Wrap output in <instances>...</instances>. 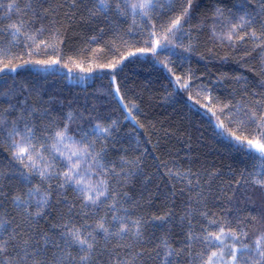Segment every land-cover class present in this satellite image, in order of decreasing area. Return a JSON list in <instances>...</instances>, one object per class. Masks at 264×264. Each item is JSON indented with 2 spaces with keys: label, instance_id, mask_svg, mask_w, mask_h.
<instances>
[{
  "label": "snow or ice",
  "instance_id": "6c2138e0",
  "mask_svg": "<svg viewBox=\"0 0 264 264\" xmlns=\"http://www.w3.org/2000/svg\"><path fill=\"white\" fill-rule=\"evenodd\" d=\"M0 8V20L10 21L0 27V35L10 37L0 40V85H7L0 90V149L7 153V162L0 161V264H264V91L249 92L247 77L222 74L220 80L245 81L239 98L233 89L225 102L211 86L193 91L200 78L190 67L177 74L172 60L193 52L234 57L264 89V0H216L195 17L194 0H8ZM74 25L94 31L91 55L88 46L65 53ZM205 30L209 40L228 49L223 57L214 48L198 51ZM132 36L143 39L126 38ZM101 52L116 55L98 62ZM138 54H150L153 67L171 76L164 99L187 93L210 114L213 138L246 162L227 173L203 168L202 175L174 158L171 166L161 160L159 179L184 185L177 191L171 184L164 199L172 207L161 214L140 211L156 198L146 187L138 198L125 191L141 177L143 185L151 182L143 171L148 150L139 136L134 147L125 146L120 118L95 104L73 108V100L66 113L54 115L57 98H44L48 76L61 68L66 79L108 70L106 95L122 105L124 121L131 117L144 128L139 105L126 102L118 79ZM185 188L177 214L175 201ZM210 198L222 201L223 215L209 208ZM157 223L168 225L159 237Z\"/></svg>",
  "mask_w": 264,
  "mask_h": 264
},
{
  "label": "trees",
  "instance_id": "16d2710c",
  "mask_svg": "<svg viewBox=\"0 0 264 264\" xmlns=\"http://www.w3.org/2000/svg\"><path fill=\"white\" fill-rule=\"evenodd\" d=\"M20 2L23 4L24 0H20ZM7 3L8 0H0V4L6 5ZM215 3L216 0H194L196 5L194 17L201 12L209 10ZM229 6H231V3H229ZM3 13L4 9L0 8V15ZM16 19L17 16L13 14L12 21ZM195 22L194 19L193 23ZM8 23L10 21L0 20V27ZM121 27L126 28L128 24L122 22ZM94 34V31L85 25H74L68 32V39L64 45L65 53L72 54L88 46V54L91 55L90 49L97 47L96 44H89V37ZM110 36L111 33L106 35L100 43L106 42ZM208 36L209 33L205 30L201 36L202 47L198 51L204 52L205 48H214L219 53V57H223L224 52L228 49L209 40ZM126 38L141 41L143 39V37L136 36ZM6 39H10V37L0 35V40ZM137 46H143L142 42L137 44ZM176 51L179 53L180 50L177 49ZM48 54L51 55V53ZM113 55H116V53H97L98 62H105V59H111ZM164 55H167V53L162 52L161 56L163 57ZM172 60L175 61L174 67L177 70V74L190 67L195 75L200 78L193 82V91L200 85L211 86L213 95L219 96L225 102L233 98L231 95L233 89H237L236 98H239L240 87L245 81L242 80L240 84H237L230 79L220 80L219 77L222 74H226L227 77L236 75L247 77L249 92L253 89L257 92L264 91V89L259 87V78L250 72L247 66H242L237 58L221 59L211 55L202 57L193 52L191 54L186 53L183 57L173 55ZM253 63H255V60L247 62V64ZM66 71V69L61 68L59 69V75L48 76V83L45 86L46 94L44 98L46 100L48 96L57 98L53 103L54 115L62 112L66 113L68 111L67 101L69 100L74 101L73 108H90L95 104L100 112L111 113L113 118H120L122 135L125 137L122 143L125 146L131 145L134 147L136 138L139 136L142 147L148 150L144 157L143 171L145 176H151V182L145 186L142 184L144 178L141 177L133 186L125 189V191H128L136 198L139 197L145 187L148 191L155 193L156 198L151 202V206H145L140 211L145 213L155 212L157 214L167 211L168 208L172 207V204L165 201L164 194L171 190V184L174 183L176 185L177 191L184 187L178 180L169 181L165 178L161 181L159 179L156 168L161 160L169 161V166H171V160L174 158L179 165L184 167L191 166L194 172L201 170L202 175L203 168H220L224 173H227L229 166L235 169L245 167L246 162L241 154L226 150L222 140L213 138V124L210 122L212 119L210 114L195 105L193 101L188 100L187 93L181 92L171 99H164L165 91H171L168 88V81L171 76L162 66L157 64L153 67L150 54L139 55V59L130 58L123 65V70L118 78L121 82L126 102L135 100L139 105L140 110L136 115H138L140 122L145 125L144 128H140L131 117L124 121L120 111L122 105H119L117 100H113L112 97L106 95V89L109 87V76L105 75L104 72L108 70H97L95 73L86 74L85 79H77L75 77L66 79L64 78ZM21 75L24 74L22 73ZM3 79L11 83V77H3ZM3 87H7V85H0V90ZM60 101L64 103L61 104ZM112 108L117 110L111 112ZM157 142H159V146L154 148ZM189 145H191V148H189ZM0 161L7 162V153L3 152L2 149H0ZM204 178L206 179V177ZM229 178L226 175L222 177V179ZM219 184L220 178L215 181L214 187ZM157 185H159V188H157ZM187 191L185 188V196L178 195L175 201L177 214L183 209L181 202L186 198ZM68 194L69 196L73 195L71 189H69ZM224 207L225 205L222 201L210 198L209 208L213 212L223 215L224 213L220 212V209ZM41 223L43 224V221ZM167 228L168 225L161 226L157 223L155 236H161ZM149 231H153V229L150 227ZM173 231L178 232L179 229L174 228ZM153 246L148 245V247ZM150 264H159V261H152Z\"/></svg>",
  "mask_w": 264,
  "mask_h": 264
}]
</instances>
